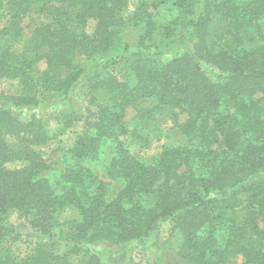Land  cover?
<instances>
[{
  "label": "trees",
  "instance_id": "16d2710c",
  "mask_svg": "<svg viewBox=\"0 0 264 264\" xmlns=\"http://www.w3.org/2000/svg\"><path fill=\"white\" fill-rule=\"evenodd\" d=\"M166 2L175 15L157 26L152 10ZM128 6L0 0V81L14 85L4 98L36 107L68 100L84 82L96 108L49 128L0 106V264H102L91 249L98 246L114 264H129L132 245L166 221L185 264H264V0H138L124 17ZM28 16L35 25L23 39ZM126 25L140 32L135 45ZM179 38L189 49L169 61L151 52L157 39L166 49ZM145 103L185 116L176 126L187 145L164 147L152 164L125 142L127 109L144 113ZM56 141L72 163L53 182L42 149ZM106 145L108 176L121 185L113 198L85 164ZM62 230L69 252L60 254ZM24 231L39 241L21 252Z\"/></svg>",
  "mask_w": 264,
  "mask_h": 264
},
{
  "label": "rangeland",
  "instance_id": "374dc122",
  "mask_svg": "<svg viewBox=\"0 0 264 264\" xmlns=\"http://www.w3.org/2000/svg\"><path fill=\"white\" fill-rule=\"evenodd\" d=\"M152 3L155 0H146ZM138 0H129V6L124 17L129 16L136 8ZM152 21L155 25H165V22L175 15L172 10L171 2H166L159 5L156 9L152 10ZM35 22L31 16L25 17L22 22L24 30L23 39H27L33 30ZM184 29H178L176 35H182ZM123 36L132 45L138 41L139 30L130 26H125L122 32ZM176 37V36H175ZM176 40L170 47L163 49L162 46L166 42L160 43L157 39L156 48H152V53H158V59L165 62L169 61L177 51L187 49L188 45L182 40ZM20 49L19 47L15 48ZM189 49V48H188ZM119 67V66H118ZM36 69L42 71L44 64L41 62ZM120 69L119 75L125 72ZM14 85L9 81H0V106L4 109L11 110L12 115L20 122H40L42 125L54 128L65 117H74L94 113L96 108L92 105L90 96L88 95L89 89L84 82H80L70 94L68 100H61L57 102L41 101L36 107H13L9 100L4 96L10 95L13 92ZM144 113H138L134 108L129 107L125 115V123L127 125L128 135L125 142L130 148L131 152L138 156L143 162L152 164L163 150L164 147H175L187 145L186 139L180 137L177 131V124H181L185 120L184 115H179L177 118L171 114L154 113L151 111L152 106L143 104L140 108ZM140 110V111H141ZM177 113V112H175ZM72 139L69 133L61 138V141ZM59 141V140H58ZM69 144L68 141L64 145ZM62 148H61V146ZM58 144L56 141L48 147L42 149L48 171L45 173L51 181H59L63 172L70 167L71 159L64 152L65 146ZM113 157V149L109 145L102 148L98 157L86 162V167L96 176L99 180L108 184L109 198H113L120 190V182L112 180L108 176V166ZM67 219L77 218L75 212L66 211L64 214ZM8 220L17 224L16 217L11 213ZM28 233V234H27ZM30 235L29 232H23V238L17 244L18 251L25 252L31 249L35 242L39 239L35 236L26 238ZM56 250L58 253L69 252V245L66 241L67 231H56ZM176 238L172 233V227L169 222H162L154 230L145 244L132 245L130 249L129 264H185L175 254ZM92 251L99 254L102 259V264H114V262L107 257L102 246L91 247ZM232 264H240V260L233 261Z\"/></svg>",
  "mask_w": 264,
  "mask_h": 264
}]
</instances>
